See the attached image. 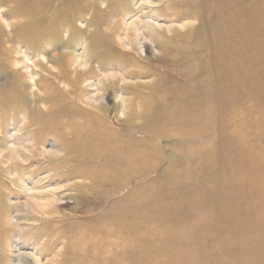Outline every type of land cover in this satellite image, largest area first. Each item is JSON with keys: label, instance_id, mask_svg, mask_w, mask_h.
<instances>
[{"label": "rangeland", "instance_id": "1", "mask_svg": "<svg viewBox=\"0 0 264 264\" xmlns=\"http://www.w3.org/2000/svg\"><path fill=\"white\" fill-rule=\"evenodd\" d=\"M148 1L48 0L47 10L53 13L38 16L39 22L35 17L27 22L13 15L10 5H0L2 45L8 49V54L0 59V72L6 64L3 70L17 73V78L11 80L6 74H0V202L5 220L10 222L6 231L0 230V264H36V259L48 263L62 253L65 246L61 243L54 249L52 241L45 237L49 230H60L62 226L81 220L90 225L106 214H120L121 209L114 203L132 191L142 192L147 188L145 207L152 215L157 210L155 199L171 194L165 174L170 163H178L180 157L172 158L170 153H163L158 168H152L146 176L136 174L133 184L109 194L111 189L114 191L112 186H98L97 181L80 175V172L96 170V167L88 161L84 165L83 161L72 157L69 146L74 139L51 131V127L59 126L61 119L66 121L61 115H66L67 103L71 105L78 95L98 97L100 103L106 104L107 109L102 113L113 127L123 131L126 126L121 127V124H132L135 141L142 137L147 143L162 146L163 140H168L165 148L171 149L177 148L180 139L177 130L164 123L180 114V105L195 102L185 110L193 109L199 113L210 109L198 101L208 83L215 88L219 85L220 72L212 64L211 54H204L200 45L195 46L197 52L192 56L166 54L158 41L178 34L209 43L206 34L199 30L201 20L177 23L172 17V12H183L194 0H154L152 4ZM56 13L68 15L53 21L52 15ZM31 21L35 22L32 24ZM138 21L158 23L164 29H146L138 37L133 26L131 32L128 31L129 25ZM168 28H172L173 33L165 32ZM112 30L117 36L111 33ZM124 38L128 39L123 41ZM121 43H125L124 46ZM173 43L182 41L175 39ZM225 57V54L220 56L221 59ZM76 59H80L82 65L76 66ZM61 60L68 62L69 75H62ZM140 72L147 74L139 78L137 73ZM76 73L80 76L74 84ZM186 78L190 82H185ZM262 79V76L258 77V80ZM157 83L163 90L167 107L154 105L151 113L131 121L125 107L135 103L134 107L139 111L135 94L140 91L137 88ZM12 86L16 87L13 89ZM262 92L264 90L260 91L261 101L243 92L237 94V103L224 100L217 90L212 93L210 107L214 111L212 133L215 140L211 149L214 150L210 164L196 170L200 177H211L217 184L228 179L237 183L239 189L253 192V175H247L239 168L264 154ZM140 93L146 95V92ZM230 119H237L242 126L234 130L228 125V122L235 123ZM208 131L198 138L201 143L208 140L205 137ZM200 189L205 191L203 187ZM187 190L186 186L179 190L181 198L188 197ZM129 196L134 198L132 202H138L135 193ZM260 197L264 201V196ZM31 198L46 207L43 210L27 208L25 204L32 202ZM169 199L176 200L172 195ZM238 215L245 221L253 219L245 212ZM258 215H264V207ZM260 224L264 226V218L256 225ZM236 232L238 230L233 228L231 236H236ZM21 253L28 257L19 256Z\"/></svg>", "mask_w": 264, "mask_h": 264}, {"label": "bare ground", "instance_id": "2", "mask_svg": "<svg viewBox=\"0 0 264 264\" xmlns=\"http://www.w3.org/2000/svg\"><path fill=\"white\" fill-rule=\"evenodd\" d=\"M148 3H154V0H149ZM46 4L48 0H0L1 6L10 5L13 15L27 22L34 17L53 13L47 10ZM187 7L183 12L171 13L174 21L178 23L182 20H201L199 30L206 34L209 43L176 34L172 38H165L166 40L158 39L159 46L166 54L185 53L192 56L197 52L195 46L200 45L204 54H211L212 64L220 74L219 85L215 88L208 83L203 96L199 97L198 102L208 105L209 110L199 113L193 109L185 110L186 106L195 102L185 106L181 104L180 114L164 123L166 127L177 130L180 139L177 148H165L168 140H163L162 146L147 143L142 137V140L135 141V127L125 124L126 122L121 124V127L126 126L123 131L113 127L102 113L107 106L100 103L98 97L78 95L71 105L67 103L66 115H61L66 121L60 118L59 126L51 127V131L67 137L70 135L74 139L69 146L72 157L83 161L84 165L88 161L93 168L96 167V170L86 169L80 172V175L90 177L93 182L97 181L98 186H112L114 191L111 189L109 194L133 184L136 174L146 176L149 170L158 168L163 160V153H170L172 158L180 157L179 162L170 163L169 170L164 173L171 194L155 199L157 210L153 215L150 211L148 213L145 207L146 188L142 192H131L133 195L135 193L137 206L132 202L134 198L129 196L131 194L118 199L114 206H119L122 211L120 214H106V218L102 217L90 225L81 220L62 226L60 230H49L45 237L52 241L54 249L61 243L65 246L62 253L46 264H264V226L256 225L264 218V215H258V211L264 207V201L259 199L260 195L264 196V154L261 153L259 158L239 168L247 175H253V192L250 193L239 189L237 183L228 179H222L217 184L211 177H200L196 172L210 164V155L214 150L211 149L212 141L215 140L212 133L214 111L210 107L212 93L217 90L224 100L229 99L237 103V94L242 95L243 92L253 99H259L260 91L264 90V0H194ZM1 16L4 17L3 13ZM60 16L66 18L56 13L52 15V20L58 21ZM36 21L39 22V18ZM34 22L31 21L32 24ZM9 26L13 24L9 23ZM131 26L138 37L142 36L146 29H164L158 23L138 21L129 25V32L132 30ZM165 32L171 34L173 30L168 28ZM2 33L0 26V59L8 54V49L2 45ZM111 33L117 36L115 30ZM175 39L182 43L174 44ZM114 43L115 41L112 45ZM121 44L124 46L125 43ZM222 54L226 55L224 59L220 58ZM59 64L62 75H69L68 62L61 60ZM75 65H82L81 60L76 59ZM4 66L3 69L6 67ZM3 69L0 74H6L10 80L17 78L15 70ZM137 74L141 78L147 73ZM78 76L80 75L76 73V78L72 79L74 84ZM260 76L263 77L261 81L258 80ZM189 80L186 78L185 82H190ZM15 87L12 86L13 89ZM0 88L2 89L1 84ZM137 89L146 92V95L140 92L135 94L139 111L134 107L135 103L126 105L125 109L128 110L131 121L134 118L135 121L140 120L151 113L154 105L167 107L159 83L139 86ZM198 102L196 101L197 105ZM239 115H242L241 112ZM230 121L235 122H228L234 130L242 126L237 119ZM205 130L210 131L205 136L208 140L201 143L198 138ZM184 186L188 188L187 198H181L179 192ZM202 187L205 191L200 189ZM171 195L176 200L169 199ZM33 200L25 204L27 208L34 210L46 207L43 203L36 204ZM240 212L253 216V219L243 220V217L238 215ZM9 223L5 220L0 202L2 233L6 231ZM233 228L238 230L236 236H231ZM244 236L248 238L242 239ZM230 241L236 245L230 244ZM19 256L26 258L28 254L21 253ZM36 264L44 263L36 259Z\"/></svg>", "mask_w": 264, "mask_h": 264}]
</instances>
